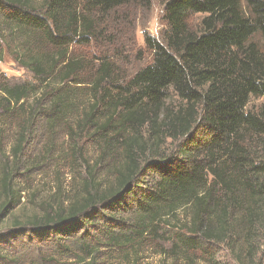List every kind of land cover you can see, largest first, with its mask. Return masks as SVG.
Segmentation results:
<instances>
[{
  "label": "trees",
  "instance_id": "trees-1",
  "mask_svg": "<svg viewBox=\"0 0 264 264\" xmlns=\"http://www.w3.org/2000/svg\"><path fill=\"white\" fill-rule=\"evenodd\" d=\"M134 1L0 0V64L31 74L0 70V264H264V0H163V38L125 78L88 54ZM54 129L65 162L96 156L68 166L81 190L17 217Z\"/></svg>",
  "mask_w": 264,
  "mask_h": 264
},
{
  "label": "rangeland",
  "instance_id": "rangeland-1",
  "mask_svg": "<svg viewBox=\"0 0 264 264\" xmlns=\"http://www.w3.org/2000/svg\"><path fill=\"white\" fill-rule=\"evenodd\" d=\"M164 4L165 1L163 0H150V6L146 7L139 0H135L133 3L113 10L110 14L99 18L98 25L99 29L105 31L104 38L94 48L89 49L90 53L88 55L94 56L93 58L107 56L110 62L118 66V72L125 78L148 65L151 62L152 53L145 46V38L151 37L158 41L162 40L166 30V24L163 20ZM193 25L196 26V18L193 19ZM85 52L81 49L77 51L78 54ZM0 70L14 83L24 82L31 78V74L9 58H6L0 64ZM170 95L172 104L179 105L172 92H170ZM262 102L261 99H254L251 108L256 111L259 110ZM52 134L50 138H53L51 139V145H48V150L54 156L53 159L47 162V165L42 166L39 172H33L28 180L21 178L20 182L18 180L16 182L20 188L26 184L30 188L28 189V186H26L27 190L24 193L25 197L22 199L21 207L14 214L17 217L30 214L34 203L40 205L42 202L52 200L53 196L63 198L64 195L69 196L77 190H81L79 175L70 168L77 170L76 168L82 162V157L87 160L90 158L94 160L96 156V150L93 149L92 145L84 142L82 146L86 149L78 148L82 149L83 153L86 152V155H77L65 162L63 156L67 152L72 154V151L69 150L64 130L54 129ZM9 139L10 135H8L7 140H3L5 145L9 142ZM47 139V133L39 135L33 147L28 150L29 158L30 152L34 155V158L25 161L35 160L40 153L41 155L45 153ZM6 149L4 147L3 152L8 153ZM60 157L62 160L60 162L56 161ZM10 226H12L11 220H1L0 232L3 229L10 228ZM146 256L150 257V260L148 263L143 262L141 264H160L161 262L160 257L155 253L153 254V252L146 253Z\"/></svg>",
  "mask_w": 264,
  "mask_h": 264
}]
</instances>
